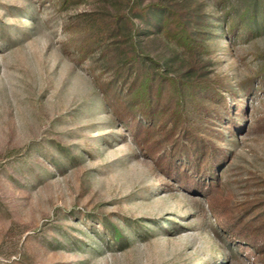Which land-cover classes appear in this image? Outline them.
Masks as SVG:
<instances>
[{
  "label": "rangeland",
  "instance_id": "obj_1",
  "mask_svg": "<svg viewBox=\"0 0 264 264\" xmlns=\"http://www.w3.org/2000/svg\"><path fill=\"white\" fill-rule=\"evenodd\" d=\"M62 1L0 0V264H263L217 218L264 199V88L238 86L264 69V28L236 42L215 33L208 72L230 118L208 136L222 152L210 174L167 173L102 106L97 57L77 60L72 22L96 0ZM204 1L223 21L221 0ZM186 133L163 146L186 152ZM102 220L128 244L108 241Z\"/></svg>",
  "mask_w": 264,
  "mask_h": 264
},
{
  "label": "trees",
  "instance_id": "obj_2",
  "mask_svg": "<svg viewBox=\"0 0 264 264\" xmlns=\"http://www.w3.org/2000/svg\"><path fill=\"white\" fill-rule=\"evenodd\" d=\"M245 2L240 9L230 0H221L225 18L215 22L219 19L210 15L204 0H96L93 10L78 14L72 22L70 31L82 34L75 45L77 60L97 57L93 74L102 92V106L115 114L139 149L167 173L188 174L195 168L210 174L220 157L222 150L208 133L222 134L210 124L213 119L225 120L230 111L223 81L208 72L211 47L220 28L228 42L264 28V0ZM105 74L109 78L101 81ZM258 83L264 88V69L238 86L247 95H255L261 89ZM182 127L187 131V153H171L162 141ZM203 185L207 191L216 187ZM223 216L224 222L217 220L230 240L238 246L249 245L254 255L264 259V199L235 217ZM102 223L108 241L128 244V233L113 223Z\"/></svg>",
  "mask_w": 264,
  "mask_h": 264
}]
</instances>
